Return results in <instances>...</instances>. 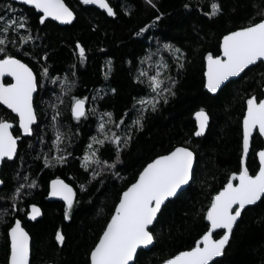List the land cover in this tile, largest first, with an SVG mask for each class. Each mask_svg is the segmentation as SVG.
Listing matches in <instances>:
<instances>
[{
  "label": "trees",
  "instance_id": "16d2710c",
  "mask_svg": "<svg viewBox=\"0 0 264 264\" xmlns=\"http://www.w3.org/2000/svg\"><path fill=\"white\" fill-rule=\"evenodd\" d=\"M65 2L74 12L71 23L59 24L47 18L41 24L40 14L34 8L19 0H0V15L5 14L4 6L11 4L29 17L31 34L38 38L24 47V51L34 52V58L25 57L24 62L33 68L40 85L34 95L38 121L33 125L31 136L23 135L17 117L0 105V118L13 122V134L21 137L17 154L11 160H3L0 168V179L4 181L0 188V210L8 209L10 215L4 217L8 226L14 218L23 221L31 237L30 264H88L89 252L110 218L120 193L154 157L175 146H187L195 154L193 177L182 192L162 206L150 228L155 235L153 246L139 250L132 263L159 264L164 258L192 247L207 230L204 213L212 195L223 187L232 172L239 170L245 100L252 94L263 96L264 64L258 62L247 68L212 95L204 90L203 58L207 52L219 53L224 34L264 12V0H153L155 7L143 0H109L117 13L115 17L79 0ZM213 2L219 3L221 12L210 18L206 13L211 11ZM141 28L146 31L137 35ZM21 33L27 34L24 30ZM78 42L86 49L87 59L83 63L75 47ZM163 43L175 45L186 56L183 69H177L171 57L161 49L171 65L165 75L177 80L176 95L167 104L161 103L156 112L146 114L143 130L133 133L116 168L93 180L81 167L80 158L89 137L96 134L97 117L90 114L86 120H74L69 97H65L60 106L59 124L66 136L62 147H67L70 156L62 165L45 167L42 153L56 155L52 148L54 110L50 105L58 103L56 97L61 94L60 83L53 84L51 78L67 76L75 81L72 94L89 97L86 108L112 112L119 121L124 112L132 108L135 99L147 94L146 85L138 84L135 77L138 69L148 67L141 64V60L149 52H156ZM9 51L14 52L11 46ZM45 54L46 60L43 59ZM158 58L154 56L153 61ZM109 60L112 61L111 71L105 79ZM43 67H48L49 78L41 76ZM3 82L9 79L4 78ZM96 89H103L100 93L103 99L93 102L91 97ZM201 108L209 114V124L203 136L194 137L192 115ZM134 115L127 117L128 123ZM251 143L253 151L247 163L254 169L255 150L263 145L257 132ZM101 156L111 163L112 147L106 145ZM25 175L35 180L37 186L25 190L17 201L22 211L16 213L11 208V195L25 182ZM55 178L64 180L75 192L67 220L65 203L48 198V185ZM32 203L42 211V216L34 222L25 219ZM58 230L65 237L63 244L56 241ZM6 234L7 227L0 223V264H7ZM220 234L221 231H217L214 236ZM214 264H264V198L243 210L223 256L214 260Z\"/></svg>",
  "mask_w": 264,
  "mask_h": 264
},
{
  "label": "snow or ice",
  "instance_id": "6c2138e0",
  "mask_svg": "<svg viewBox=\"0 0 264 264\" xmlns=\"http://www.w3.org/2000/svg\"><path fill=\"white\" fill-rule=\"evenodd\" d=\"M20 2L34 8L40 14L41 24L45 23L47 18L65 24L71 23L75 18L73 10L65 0H20ZM82 3L98 5L110 17L117 15L109 0H82ZM147 3L155 7L153 0H147ZM4 7L5 14L0 15V105L6 106L15 113L23 134L31 136L33 125L38 121L34 93L40 85L33 68L24 62L25 57L34 58V52L23 49L38 37L31 34L30 20L26 14L18 12L11 4ZM210 7L211 11L206 13L210 18L221 12L218 2H213ZM156 19L159 20L160 17ZM21 30L27 34H22ZM145 31L146 28H141L137 35ZM9 46L14 52L9 51ZM75 47L79 60L83 63L87 59L86 49L79 42ZM161 49L171 57L177 69H183L186 56L175 45L163 43L156 52H149L141 60V64H147L148 67L138 69L135 77L138 84L146 85L147 94L135 99L132 108L125 111L119 121L115 120L112 112H100L96 107L86 108L89 97L80 98L72 94L75 81H70L67 76L63 79L51 78L53 84L60 83L61 94L56 97L58 103L50 105L54 110L52 148L55 149L56 155L42 153L45 167L62 165L70 156V153H67V147H62L66 136L59 124L62 116L60 106L64 104V98L69 97L70 112L74 120L78 122L82 118L86 120L90 114L97 117L96 134L89 137V142L80 158L81 167L93 180L101 177L104 172L116 168V165L120 163L121 152L133 139V133L143 130L146 114L156 112L161 103L167 104L170 98L176 95L174 89L177 80L171 75H165L171 65L161 53ZM219 49V55L209 52L204 57L206 62L203 73L204 87L210 93H216L225 81H228L230 77L239 76L250 65L256 64L257 61H264V12L257 13L245 25L225 34ZM154 56L159 58L153 61ZM43 59H47V54ZM107 65L105 79L111 71L112 61L109 60ZM41 76L49 78L48 67L42 68ZM4 77H10L12 82L3 83ZM95 92L96 94L91 97L93 102L103 99L100 94L103 89H96ZM112 92L114 93L115 89H112ZM245 104L239 170L232 172L227 183L212 195L211 202L204 213V219L208 222L207 231L195 241L192 247L164 258L161 264H210V262L214 264V258L224 254L234 226L246 206L254 205L264 198V147L255 150L256 167L254 169L247 163L253 151L251 143L253 131L258 130V135L264 137V98L252 94L246 99ZM132 113L135 115L131 123H128L127 117ZM194 117L197 124L194 135L199 137L205 133L210 117L204 108L195 112ZM12 127L11 122L0 118V161L4 158L11 160L17 154V141L20 137L12 134L10 131ZM106 145H110L114 152L111 163L101 156V151ZM194 161L195 154L189 147L178 146L147 163L139 171L134 182L120 193L114 211L90 251V264H131L139 248L153 245L155 235L150 230V226L157 219L158 213L161 212L168 198L176 196L182 186L192 179ZM114 174L119 176V173ZM23 180L25 182L19 184L11 195L13 201L11 208L16 213L22 211L17 201L24 195L25 190L37 186L36 181L31 180L27 175L23 176ZM3 183L4 181H0V185ZM80 187L84 188L83 185ZM49 195L59 196L64 201V218L69 219L75 197L73 188L64 180L57 178L51 181ZM29 207L31 210L28 216L34 220L41 214L40 209L35 204ZM8 215H10L8 209L0 210V223L7 227V264H30L29 233L22 226L21 219L14 218V222L8 226L9 222L4 219ZM218 229L223 230V235L214 239L213 234ZM64 240V235L58 230L56 241L63 244Z\"/></svg>",
  "mask_w": 264,
  "mask_h": 264
},
{
  "label": "water",
  "instance_id": "95a60500",
  "mask_svg": "<svg viewBox=\"0 0 264 264\" xmlns=\"http://www.w3.org/2000/svg\"><path fill=\"white\" fill-rule=\"evenodd\" d=\"M19 1H20V0H19ZM79 1L82 2V0H79ZM85 5L93 6V7L97 8V9H99L100 11H103V12H105V13L107 14V12H106L104 9L99 8L98 5H93V4H85ZM49 19H51V18H49ZM51 20H53V19H51ZM53 21H55V22H57V23H59V24H64V23H61V22L56 21V20H53ZM233 31H234V30H233ZM226 34H227V33H226ZM224 35H225V34H224ZM224 35H223V36H224ZM223 36H222V37H223ZM222 37H221V39H220V42H221V40H222ZM208 53H209V52L205 53L204 57H205ZM219 54H220V49H219V53H218L217 55H219ZM203 60H204V58H203ZM258 62H262V63L264 64V61H257L256 64H257ZM254 65H255V64H254ZM251 66H253V65H250L249 67H251ZM249 67H248V68H249ZM205 68H206V62H205V60H204V71H205ZM203 73H204V72H203ZM241 74H242V73H241ZM241 74H240V75H241ZM240 75H239V76H240ZM203 76H204V75H203ZM239 76H237V77H230L228 81H230V80H234V79L238 78ZM4 78H8V79H9V82H7V83H11V82H12V80H11L10 77H4ZM4 78H3V79H4ZM3 79H2V82H3ZM228 81H225L224 84L221 86V88H222V87H223ZM3 83H5V82H3ZM204 90L207 91V89H205V87H204ZM218 90H219V89H218ZM207 92H208V91H207ZM217 92H218V91H217ZM217 92H216V93H217ZM208 93H210V92H208ZM216 93H210V94L214 95V94H216ZM34 95H35V93H34ZM261 98H264V87H263V96H262ZM245 101H246V100H245ZM2 106H3L4 108L7 109L6 106H4V105H2ZM245 109H246V104H245ZM245 109H244V111H245ZM7 110L11 111L10 109H7ZM198 110H200V109H198ZM198 110L194 111V113H193V115H192L193 120L195 121V130H194V133H195L196 130H197V124H196V120H195L194 114H195V112H197ZM13 114L15 115V113H13ZM15 116H16V115H15ZM16 117H17V116H16ZM242 120H243V116H242ZM242 120H241V130H242V140H241V145H242V143H243V124H242ZM9 122H10V121H9ZM11 123L13 124V122H11ZM17 125H18V128H19L18 117H17ZM13 127H14V124H13ZM13 127H12V129H13ZM12 129H10L11 132H12ZM19 129H20V128H19ZM206 129H207V128H206ZM20 131H21V133L23 134V132H22L21 129H20ZM205 132H206V130H205ZM255 132H257V134H258V130H254V131H253V134H254ZM12 134H13V132H12ZM204 134H205V133H204ZM204 134H203V135H204ZM13 135H14V134H13ZM23 135H25V134H23ZM193 135H194V134H193ZM203 135H202V136H203ZM14 136H15V135H14ZM194 137H197V136L194 135ZM199 137H200V136H199ZM261 138H262V141H263V145H262V147H264V137H261ZM20 139H21V137H20ZM20 139L17 141V148H18V142L20 141ZM178 146H183V145H178ZM178 146H175V147H178ZM175 147H174V148H175ZM262 147H261V148H262ZM259 149H260V148H259ZM190 150H191V149H190ZM170 151H171V150H170ZM167 153H168V152H167ZM167 153H165V154H167ZM162 155H163V154H162ZM241 155H242V152H241ZM156 157H157V156H156ZM156 157H154L153 159H155ZM13 158H14V157H13ZM240 158H241V157H240ZM5 159H7V158H4L3 160H5ZM8 160H9V159H8ZM2 162H3V161H0V168H1ZM149 162H151V160H150ZM149 162H147V163H149ZM147 163H146V164H147ZM146 164H145V165H146ZM145 165H144V166H145ZM144 166H143V167H144ZM194 166H195V161H194ZM142 169H143V168H142ZM142 169H141V170H142ZM55 179H57V178H55ZM55 179H53V180H55ZM53 180H51V181H53ZM0 181H1V179H0ZM51 181H50V183H49V185H48V198L51 199V200H58V201H62V202H64L59 196H50V195H49ZM190 181H191V180H190ZM190 181H189V183H190ZM227 181H228V180H227ZM227 181H226L225 183H227ZM133 182H134V181H133ZM65 183H66V182H65ZM189 183H188V184H189ZM225 183H224V184H225ZM234 183H235V181H234ZM188 184L183 185L182 188L178 191L177 195H178L180 192H182V191L188 186ZM1 186H2V185H0V188H1ZM128 186H129V185H128ZM128 186H127V187H128ZM127 187H126V188H127ZM126 188H125V189H126ZM125 189H124V190H125ZM220 189H221V188H220ZM220 189H219V190H220ZM124 190H123V191H124ZM177 195H176V196H177ZM176 196H174V197H170V198H168V200H171V199L175 198ZM118 200H119V199H118ZM168 200H167V201H168ZM167 201H166V202H167ZM117 202H118V201H117ZM166 202H165V203H166ZM210 202H211V201H210ZM256 203H258V201H257ZM256 203H255V204H256ZM32 204H33V203H32ZM32 204H30V205H32ZM255 204H254V205H255ZM30 205H29V206H30ZM35 205L40 209V207H39L37 204H35ZM29 206H28V211H27V213H26L25 219L28 220V221L34 222V221H36L38 218H40V217L42 216V211H41V209H40V213H41V214H40L39 216H37L36 219H34V220H33V219H30L29 216H28V213H29L30 210H31ZM249 206H253V205H248V206H246V208L249 207ZM206 210H207V209H206ZM113 211H114V210H113ZM205 212H206V211H205ZM16 219H18V218H16ZM238 220H239V219H238ZM21 221H22V220H21ZM155 221H156V220H155ZM155 221H154V223H155ZM13 222H14V221H13ZM205 222H206V224H207V228H208V222H207L206 220H205ZM154 223H153V224H154ZM22 226H23V221H22ZM151 226H152V225H151ZM151 226H150V228H151ZM23 227H24V226H23ZM234 227H235V226H234ZM24 229H25V227H24ZM25 231H27V230L25 229ZM206 231H207V230H206ZM217 231H221V234L218 235L217 237H215L214 234H213V238H214V239H218L219 236L223 235V230H222V229H218V230H216L215 232H217ZM27 232H28V231H27ZM101 234H102V233H101ZM101 234H100V235H101ZM202 235H203V234H202ZM202 235H201V236H202ZM201 236H200V237H201ZM29 237H30V234H29ZM200 237H199V238H200ZM199 238H198V239H199ZM98 239H99V238H98ZM198 239H197V240H198ZM97 241H98V240H97ZM152 246H153V245H150V246H148L147 248H139V249L137 250V252H138L139 250H149ZM226 246H227V245H226ZM30 247H31V237H30ZM93 247H94V246H93ZM186 250H187V249H186ZM90 251H91V250H90ZM89 254H90V252H89ZM222 256H223V255H222ZM222 256H220V257H222ZM135 257H136V256H135ZM135 257H134V260H135ZM220 257H216V258H214V260H216V259H218V258H220ZM133 262H134V261H133ZM133 262H131V264H132ZM210 263H212V262H210ZM46 264H54V263L49 262V263H46ZM88 264H90V259H89V261H88ZM159 264H161V263H159Z\"/></svg>",
  "mask_w": 264,
  "mask_h": 264
},
{
  "label": "rangeland",
  "instance_id": "374dc122",
  "mask_svg": "<svg viewBox=\"0 0 264 264\" xmlns=\"http://www.w3.org/2000/svg\"><path fill=\"white\" fill-rule=\"evenodd\" d=\"M145 3H147V0H143Z\"/></svg>",
  "mask_w": 264,
  "mask_h": 264
}]
</instances>
